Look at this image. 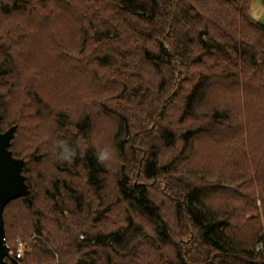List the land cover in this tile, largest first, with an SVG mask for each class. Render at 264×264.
Returning a JSON list of instances; mask_svg holds the SVG:
<instances>
[{
  "label": "trees",
  "instance_id": "1",
  "mask_svg": "<svg viewBox=\"0 0 264 264\" xmlns=\"http://www.w3.org/2000/svg\"><path fill=\"white\" fill-rule=\"evenodd\" d=\"M253 1L0 0V130L17 125L9 148L25 160L31 190L7 204L6 240L12 206L19 203L35 214L37 242L20 258L9 245L15 251L6 257L9 264H134L127 252L131 236L143 233L142 222L174 251L170 264H264V23L252 16ZM52 26L72 31L77 57ZM103 94L114 109L100 102ZM51 97L69 108L93 103L112 123L116 194L126 225L82 230L91 205L87 192L108 203L104 216L112 209L104 201L107 169L95 158L100 123L92 111L76 120L65 108L55 111ZM59 139L77 147L78 156L71 165L57 159V171H82L88 191L56 179L36 212L29 165L58 158ZM196 166L219 168L222 177L192 180ZM161 178L187 242L174 241L165 201L148 183ZM60 197L77 222L55 220L48 227L47 216L64 213ZM90 245L108 251L106 258L84 254Z\"/></svg>",
  "mask_w": 264,
  "mask_h": 264
},
{
  "label": "rangeland",
  "instance_id": "2",
  "mask_svg": "<svg viewBox=\"0 0 264 264\" xmlns=\"http://www.w3.org/2000/svg\"><path fill=\"white\" fill-rule=\"evenodd\" d=\"M51 13L53 12V9H51L50 11ZM58 28H54L53 26L50 28V31H54V33L56 35H59L62 37L58 38L60 43L64 44V47H66L67 49H69L72 53L73 56L77 57L78 56V48L76 50V45L77 44V39L74 38V35L72 34V31H67V33L65 34L64 32L61 31H57ZM149 91H151V87H148ZM148 91V90H147ZM154 93V92H152ZM107 95L103 94L102 97L100 98V102L101 103H106L107 108L109 107L110 109H114V101L112 102H107L108 100ZM116 98V97H114ZM47 103L50 105V107H52V109H54L55 111L60 110V108H65L66 109V113L69 114V116L72 118V120H76L79 119L81 116L86 115V113L88 111H92V114H94L97 117V121L100 123L98 124L97 130L95 132L96 134V139H97V143H98V147H104V146H112L111 144V139L110 136L113 133V125L110 121L107 122L106 118L103 117H99L98 114H101L100 110V106L98 108H92L94 106L93 103L88 104L87 108H83L82 107H70V105H68L69 103L67 102H63L59 99H55V98H48L47 99ZM121 104H124L127 107H130L129 103L125 102V101H120ZM68 106V107H66ZM53 126L55 124V122L51 121ZM7 127H5L4 129H6ZM26 135V134H24ZM29 138V135L27 133V137L25 139H23L21 141V145L23 146H27V144L25 143V140ZM113 147V146H112ZM53 154H56L53 151ZM118 156V155H117ZM116 156V159L109 162L106 165V169H107V173H106V181H107V187H106V193L104 196V201L108 202L110 201L111 205H112V209L110 212H106L107 214L104 216L102 214V211L104 212V208L106 206H108V203H106L105 205H102L101 198H99L98 196H96L93 192H87V184H86V178L84 177V173L81 171L79 172V174L76 175H68L65 173H61L57 171L56 168V161L58 158L56 157H52V158H48L45 159L44 162L42 163H37L36 162H32L29 165V169H30V177H31V181H32V185L34 188V195L36 196L37 199V209L36 212H42L43 207V203L44 199L46 198V189L49 187L48 185H50V183L52 184V182L54 180L57 179L59 185H62V181L67 180L68 183L72 184V187H74L75 189L78 190V192L83 193V192H87L88 195V201L90 202V207L87 208V222L85 221V219L82 217L81 220H79V222H81L83 224V222H86L87 227L83 228L82 230H86L87 231L91 230V231H95L96 229H101L103 231H107V230H111L113 228H117L119 226H124L126 225V208L125 205L122 204L117 197L116 194V186H115V179H116V173H118V157ZM165 157L169 158L172 157L171 156V152L166 153ZM191 169H196L195 171L192 172V175L194 173V179L195 181H198L197 179L200 177H203L205 183L209 182L212 183L214 180H219L220 177H222V172L219 170V168H212L211 166H196V167H192ZM191 176V175H188ZM136 180H138L137 177H135ZM148 183H150L149 185L151 186L152 189H156L154 191V196L156 197V199L158 201H165V217L169 220L171 227H172V231L174 230V241H177L178 243H182V242H187L189 240V235L183 233H180V228L179 225H176L174 220V209L173 206L170 204V200L169 198L165 195V181L163 178L158 179V180H152L149 181ZM202 184V185H203ZM53 185V184H52ZM222 185V184H221ZM221 185H217V186H221ZM60 200L58 202L59 205H62L65 209H64V213H60V214H53V215H49V217L47 216V221L46 224L49 227H52L55 225V220L59 221L60 223L63 221H69L71 220V223H76L77 219H74V213L70 212V210L67 208V206L63 203V197H60ZM57 201V200H56ZM55 202H52V204L54 205ZM57 204V206H58ZM260 200L258 201V205H260ZM71 208L74 210H76V208H74V206H71ZM24 210V211H23ZM256 214V213H255ZM10 218H11V227H10V237L9 240L7 241L8 246H12L14 249L19 245V243H23L24 245V252H28L31 253L32 252V246L34 244H36L37 242L34 241V238L36 236L35 232L32 230L31 226L32 224L35 223L34 219H35V214H32V212L28 211L27 209L25 210V208H22V206L18 203V204H13L12 209H11V213H10ZM104 218V219H103ZM96 220H102V222H96ZM141 221V220H138ZM144 231L143 233L140 234H136L133 235L131 237H133L132 242L130 243L129 246V250L127 253L133 252L134 257H133V262L134 264H170V260L173 259L174 257V251L171 249V247L169 246H164L162 244H160L159 240H157L154 231L152 230V226L148 223V222H142ZM178 226V227H177ZM84 232L81 231V233H79V239L82 240L84 235L82 234ZM44 237H46V234H43ZM57 241H61L57 240ZM262 244V243H261ZM261 244L259 243V247H261ZM49 245V244H48ZM62 245V243H61ZM85 245V243H83V246ZM55 248V247H54ZM66 248V247H64ZM133 249V250H132ZM11 251V250H10ZM13 254H14V250ZM89 254L90 256L92 252H100L101 256L105 257L107 256L108 251L105 250H101V248L95 247V246H87V249H83L84 254L86 253ZM84 254L81 256V260L84 258ZM10 255H12V253H10ZM95 256V255H93ZM55 261L58 262L59 260V254L56 253L55 254ZM88 257V256H87ZM65 263H67L69 261L68 257H64L63 260Z\"/></svg>",
  "mask_w": 264,
  "mask_h": 264
},
{
  "label": "water",
  "instance_id": "3",
  "mask_svg": "<svg viewBox=\"0 0 264 264\" xmlns=\"http://www.w3.org/2000/svg\"><path fill=\"white\" fill-rule=\"evenodd\" d=\"M17 125L6 131L0 130V264H9L6 257L10 250L6 240L4 211L9 202L31 193L26 176L23 174L25 160L15 157L9 148Z\"/></svg>",
  "mask_w": 264,
  "mask_h": 264
},
{
  "label": "clouds",
  "instance_id": "4",
  "mask_svg": "<svg viewBox=\"0 0 264 264\" xmlns=\"http://www.w3.org/2000/svg\"><path fill=\"white\" fill-rule=\"evenodd\" d=\"M54 152L62 163L71 165L78 156L77 147L73 146L66 140H56L54 142ZM117 150L112 146L97 147L95 158L101 165H107L116 159Z\"/></svg>",
  "mask_w": 264,
  "mask_h": 264
},
{
  "label": "crops",
  "instance_id": "5",
  "mask_svg": "<svg viewBox=\"0 0 264 264\" xmlns=\"http://www.w3.org/2000/svg\"><path fill=\"white\" fill-rule=\"evenodd\" d=\"M251 14L258 21L264 23V0H254L251 7Z\"/></svg>",
  "mask_w": 264,
  "mask_h": 264
},
{
  "label": "built area",
  "instance_id": "6",
  "mask_svg": "<svg viewBox=\"0 0 264 264\" xmlns=\"http://www.w3.org/2000/svg\"><path fill=\"white\" fill-rule=\"evenodd\" d=\"M20 246H18L17 250H16V257L20 258L22 257L23 253H24V245L23 243H19ZM10 253H12V251H10Z\"/></svg>",
  "mask_w": 264,
  "mask_h": 264
}]
</instances>
